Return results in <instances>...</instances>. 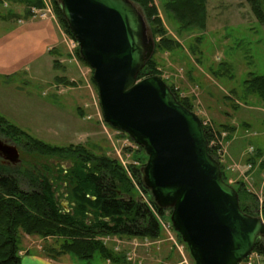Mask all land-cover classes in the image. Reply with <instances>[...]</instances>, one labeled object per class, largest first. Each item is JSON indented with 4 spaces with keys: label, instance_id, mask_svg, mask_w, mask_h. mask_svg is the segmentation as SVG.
I'll use <instances>...</instances> for the list:
<instances>
[{
    "label": "rangeland",
    "instance_id": "rangeland-1",
    "mask_svg": "<svg viewBox=\"0 0 264 264\" xmlns=\"http://www.w3.org/2000/svg\"><path fill=\"white\" fill-rule=\"evenodd\" d=\"M39 1L40 7H25L6 0L1 2L0 13L8 16V20L0 19V43L19 28L18 20L28 19L25 18L26 11H29V18L52 20L61 31L62 38L56 46L57 53L53 56L48 53L51 67L45 66L44 58H38L13 74H0V114L49 146H80L94 156L116 160L128 173L130 167L141 171L147 160L143 149L135 145L126 133L104 121L97 88L91 83L92 70L79 59L78 48L61 28L53 0ZM166 2L152 0V6L161 20L165 36L178 44L170 52L155 49V42H160L161 37H153L149 23L138 7L154 40L152 56L156 62V74L174 89L179 98L190 101L191 111L199 117L211 137V149L220 161L227 183L236 188L241 182L246 192L261 202L264 193L255 184L264 172L259 170V164L264 162V100L256 93L248 92L245 82L252 76L264 77V0H259L263 19L256 15L249 0H205L203 30L181 29ZM46 5L51 12L45 16H33L47 10ZM53 59L59 64L56 69L52 68ZM37 62H42L39 69L35 68ZM56 77L65 78L68 84L56 83ZM0 139L15 145L19 151V162L9 164L12 167L41 168L43 164L52 169L53 174L59 169L64 174L71 166L69 158L24 150L18 142L1 133ZM257 151L261 152L258 157ZM252 157H256L253 164L248 160ZM133 196L149 205V196L139 189V185L135 186ZM59 204L65 212L70 211L65 195L59 198ZM164 211L162 216L154 213L161 229L157 239L118 235L97 239L123 257L122 264H195L186 244L172 227L170 211ZM19 234V256L25 253L21 248L28 252L38 242L43 246L55 240L51 237L41 239L20 231ZM259 240L264 243V236ZM255 253L250 258L252 263L264 264V255L257 252V257ZM78 262L111 264L98 254L89 262Z\"/></svg>",
    "mask_w": 264,
    "mask_h": 264
},
{
    "label": "water",
    "instance_id": "water-1",
    "mask_svg": "<svg viewBox=\"0 0 264 264\" xmlns=\"http://www.w3.org/2000/svg\"><path fill=\"white\" fill-rule=\"evenodd\" d=\"M82 61L92 70L104 121L142 147V182L195 264H239L264 236V220L244 213L237 191L208 153L199 117L157 75L137 79L154 40L131 0H56ZM0 158L19 151L0 139Z\"/></svg>",
    "mask_w": 264,
    "mask_h": 264
},
{
    "label": "trees",
    "instance_id": "trees-1",
    "mask_svg": "<svg viewBox=\"0 0 264 264\" xmlns=\"http://www.w3.org/2000/svg\"><path fill=\"white\" fill-rule=\"evenodd\" d=\"M2 1L4 0H0V5ZM6 1L25 7L41 6L39 0ZM131 1L142 10L153 37H161L160 42H155V49L170 52L177 48L178 44L165 36V30L156 9L152 6V0ZM166 1L168 10L172 12L181 29L205 28V0ZM53 2L61 28L65 34L72 37L56 0ZM249 2L256 15L263 19L259 0ZM7 17L0 13V19L3 21L8 20ZM29 17V11H26L25 18ZM55 53L56 47L49 51L52 56ZM76 53L78 55V50ZM79 59L82 61L80 57ZM58 67V61L53 59L52 68ZM156 73V62L152 56L138 72L137 79L157 75ZM54 80L59 84H68L63 77H56ZM91 83L96 89L92 77ZM245 83L248 92L256 93L264 100L263 76H252ZM169 88L181 105L192 110L188 99L179 98L174 89L170 86ZM203 128L210 142L211 137L207 129ZM0 133L18 142L24 150L72 160L71 166L64 174L61 169L53 174L52 169L43 164L41 168L31 166L30 169H19L0 160V264L19 263V231L41 239L47 237L55 239L53 243L41 246L42 254L53 259L68 255L89 262L98 254L101 259L111 264H122L123 257L115 254L97 237L118 235L157 239L161 234L154 213L162 216L165 211L155 205L149 191L144 187L139 168L130 167L128 173L116 160L106 156H94L83 147L49 146L11 124L1 114ZM208 153L214 157L210 147ZM260 154V151L256 152L257 157ZM248 160L256 161V157ZM259 170H264V162L259 164ZM221 176L227 182L222 170ZM136 185L149 196V204L154 213L144 200L133 196ZM234 189L237 191L241 210L264 219V200L260 203L257 197L248 194L241 182H238ZM64 195L70 204L68 212L59 204V198ZM253 251L264 255V243L257 239Z\"/></svg>",
    "mask_w": 264,
    "mask_h": 264
},
{
    "label": "crops",
    "instance_id": "crops-1",
    "mask_svg": "<svg viewBox=\"0 0 264 264\" xmlns=\"http://www.w3.org/2000/svg\"><path fill=\"white\" fill-rule=\"evenodd\" d=\"M18 23L19 28L11 32L0 43V74H13L16 70L32 64L38 58H44L45 66L51 67V56L48 53L62 38L57 24L50 19L38 18L20 19ZM11 55L14 58H9ZM41 67L42 62L35 64L36 69ZM258 178L255 186L264 193V172ZM40 248L39 242L34 247H30L28 252L21 248L25 253L20 254L18 264H82L68 255L58 259L45 256ZM96 264L103 263L96 262ZM104 264L108 263L104 262Z\"/></svg>",
    "mask_w": 264,
    "mask_h": 264
},
{
    "label": "built area",
    "instance_id": "built-area-1",
    "mask_svg": "<svg viewBox=\"0 0 264 264\" xmlns=\"http://www.w3.org/2000/svg\"><path fill=\"white\" fill-rule=\"evenodd\" d=\"M47 6V10H44V12H42V13H36V15H38L39 17L43 14L44 16H45V14H47V12H51L50 11V8H49V6L48 5H46ZM46 8V7H45ZM42 15V16H43ZM72 42L75 44V46H76V43L72 40ZM74 44H73V46H74ZM257 257H259L258 255H256ZM250 258L252 259V257L250 256L249 258H248V261L247 262H245V264H253L252 263V260H250Z\"/></svg>",
    "mask_w": 264,
    "mask_h": 264
}]
</instances>
